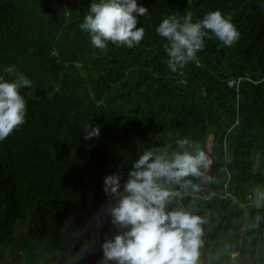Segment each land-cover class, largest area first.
<instances>
[{
    "label": "trees",
    "instance_id": "1",
    "mask_svg": "<svg viewBox=\"0 0 264 264\" xmlns=\"http://www.w3.org/2000/svg\"><path fill=\"white\" fill-rule=\"evenodd\" d=\"M91 3L0 0V78L13 81L5 69L14 67L31 81L20 89L25 123L0 141V264H65L83 239H69L65 220L84 225L107 199L106 175L123 183L139 154L175 151L179 138L213 161V183L193 178V210L207 219L200 264H264V208L249 200L264 188V0H137L149 10L137 15L142 41L106 50L80 28ZM215 10L230 16L238 41L224 46L209 31L197 59L170 70L159 23ZM88 123L98 138L84 139ZM101 257L97 246L81 264Z\"/></svg>",
    "mask_w": 264,
    "mask_h": 264
},
{
    "label": "clouds",
    "instance_id": "2",
    "mask_svg": "<svg viewBox=\"0 0 264 264\" xmlns=\"http://www.w3.org/2000/svg\"><path fill=\"white\" fill-rule=\"evenodd\" d=\"M137 15H149L137 0H92L80 28L98 49L106 50L108 42L132 48L145 34L143 27H137ZM209 31L224 46H232L240 37L230 16L219 10L207 12L196 22L190 11L182 17H165L156 32L169 42L164 45L168 68L176 71L195 61L205 38H211ZM5 71L15 74V79L0 78V141L25 123L26 102L20 89L31 87V81L14 67ZM83 136L85 140L98 138L100 126L88 123ZM175 144V151H170L171 145L143 151L123 183L119 172L104 177L107 199L96 213L75 230L69 227L74 218L62 226V231L70 233L69 239L83 237L78 249L64 253L65 264H81L97 246L102 251L99 264H200L207 219L193 210L201 191L193 178L213 183L214 178L206 174L213 161L187 138ZM186 196H191L188 206L178 203ZM249 200L256 209L264 208V188H254ZM261 219L257 215L251 226L259 228ZM105 224L110 227L101 239Z\"/></svg>",
    "mask_w": 264,
    "mask_h": 264
}]
</instances>
